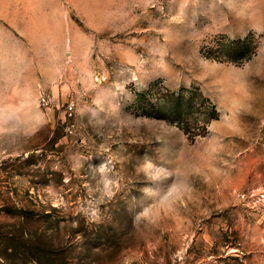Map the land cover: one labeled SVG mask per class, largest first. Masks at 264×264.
Listing matches in <instances>:
<instances>
[{"label":"rangeland","instance_id":"rangeland-1","mask_svg":"<svg viewBox=\"0 0 264 264\" xmlns=\"http://www.w3.org/2000/svg\"><path fill=\"white\" fill-rule=\"evenodd\" d=\"M29 1L0 14V264H264V0Z\"/></svg>","mask_w":264,"mask_h":264},{"label":"crops","instance_id":"crops-1","mask_svg":"<svg viewBox=\"0 0 264 264\" xmlns=\"http://www.w3.org/2000/svg\"><path fill=\"white\" fill-rule=\"evenodd\" d=\"M34 1V0H33ZM33 1H29V2H33ZM41 0H39L40 3ZM20 4L19 2H15V0H0V14H30L27 15V19H28V24L33 25V15L31 14H36L34 10L31 9L32 4L26 5V9H24V11H22L23 9H21V7H19ZM39 14V13H38ZM0 19H2L3 21H0V26H2V28H0V51H5V50H9L10 47L7 46L8 43L10 41H12L15 37V33L14 31H9V30H4V24L9 25L11 28L12 26L15 24L17 25V23H14L12 21L9 20V18H6L5 16H1ZM14 27V26H13ZM16 29V28H15ZM30 41H33L32 38H30ZM16 43V42H14ZM2 58H1V62H2ZM0 62V66L4 65V62L1 63Z\"/></svg>","mask_w":264,"mask_h":264},{"label":"trees","instance_id":"trees-1","mask_svg":"<svg viewBox=\"0 0 264 264\" xmlns=\"http://www.w3.org/2000/svg\"><path fill=\"white\" fill-rule=\"evenodd\" d=\"M175 102H177L178 106H177V109H175L173 112H172V118L176 121H178V124L181 125V127L186 131H188L189 133L191 132V130H189L190 128H188L186 126V117L188 116V110L186 109V106L185 104H188L190 105L191 102L189 101H186V99L184 98H178V99H175ZM151 105V103H150ZM154 105V104H152ZM151 108V107H150ZM149 111V110H147Z\"/></svg>","mask_w":264,"mask_h":264},{"label":"built area","instance_id":"built-area-1","mask_svg":"<svg viewBox=\"0 0 264 264\" xmlns=\"http://www.w3.org/2000/svg\"><path fill=\"white\" fill-rule=\"evenodd\" d=\"M41 104H42V106H47L48 105V100H46V97H42Z\"/></svg>","mask_w":264,"mask_h":264}]
</instances>
